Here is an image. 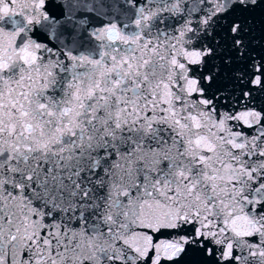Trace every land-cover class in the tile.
<instances>
[{
	"label": "snow or ice",
	"instance_id": "obj_1",
	"mask_svg": "<svg viewBox=\"0 0 264 264\" xmlns=\"http://www.w3.org/2000/svg\"><path fill=\"white\" fill-rule=\"evenodd\" d=\"M0 264H264V0H0Z\"/></svg>",
	"mask_w": 264,
	"mask_h": 264
}]
</instances>
